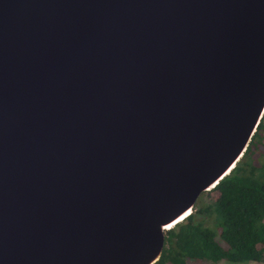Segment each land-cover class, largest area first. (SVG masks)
<instances>
[{"label": "water", "instance_id": "1", "mask_svg": "<svg viewBox=\"0 0 264 264\" xmlns=\"http://www.w3.org/2000/svg\"><path fill=\"white\" fill-rule=\"evenodd\" d=\"M263 115L264 0H0V264H154Z\"/></svg>", "mask_w": 264, "mask_h": 264}, {"label": "trees", "instance_id": "2", "mask_svg": "<svg viewBox=\"0 0 264 264\" xmlns=\"http://www.w3.org/2000/svg\"><path fill=\"white\" fill-rule=\"evenodd\" d=\"M263 174L264 115L241 159L210 190L218 193L215 201L198 198L187 217L165 230V245L154 264L264 262ZM208 214L221 219L219 241L198 219Z\"/></svg>", "mask_w": 264, "mask_h": 264}, {"label": "rangeland", "instance_id": "3", "mask_svg": "<svg viewBox=\"0 0 264 264\" xmlns=\"http://www.w3.org/2000/svg\"><path fill=\"white\" fill-rule=\"evenodd\" d=\"M257 153L258 152H256V154ZM263 177H264V174H263ZM217 195H218V193L216 191H209L208 194L203 193V194H201L200 197L204 200V202L212 204L215 201ZM198 219L200 220V222L202 223L203 226L209 228L210 230H212L215 233L216 240L219 241L221 219L217 218L216 215H214V214L199 216ZM219 264H264V262L247 261V262L232 263V262L222 261V262H219Z\"/></svg>", "mask_w": 264, "mask_h": 264}, {"label": "bare ground", "instance_id": "4", "mask_svg": "<svg viewBox=\"0 0 264 264\" xmlns=\"http://www.w3.org/2000/svg\"><path fill=\"white\" fill-rule=\"evenodd\" d=\"M168 227H170V226H167L166 228H168Z\"/></svg>", "mask_w": 264, "mask_h": 264}]
</instances>
